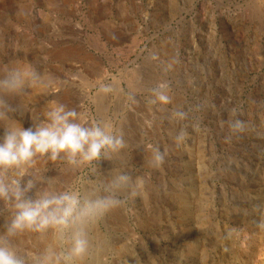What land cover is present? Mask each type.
<instances>
[{
    "label": "rangeland",
    "instance_id": "obj_1",
    "mask_svg": "<svg viewBox=\"0 0 264 264\" xmlns=\"http://www.w3.org/2000/svg\"><path fill=\"white\" fill-rule=\"evenodd\" d=\"M18 64L44 86L0 92V141L53 106L119 141L0 169L30 199L127 177L81 264H264V0H0V77ZM14 203L0 240L40 264L54 235L8 237Z\"/></svg>",
    "mask_w": 264,
    "mask_h": 264
},
{
    "label": "clouds",
    "instance_id": "obj_2",
    "mask_svg": "<svg viewBox=\"0 0 264 264\" xmlns=\"http://www.w3.org/2000/svg\"><path fill=\"white\" fill-rule=\"evenodd\" d=\"M26 86H44L29 65H14L0 77V92L17 94ZM75 119V112L53 106L43 126L35 130L10 129L0 141V169L22 166L33 156L46 153L52 159L64 153L70 163H76V157L86 162L97 157L102 149L118 147L119 141L102 128L84 127L73 123ZM126 181L127 177H117L105 190V195L71 190L60 194L46 193L37 199L26 198L27 189L21 190L15 181L0 182V196L11 197L15 202V215L6 234L12 237L24 231L45 233L51 230L55 248L46 251L40 264H81L88 251L89 226L117 204L113 195ZM0 264H25V260L6 241L0 240Z\"/></svg>",
    "mask_w": 264,
    "mask_h": 264
}]
</instances>
